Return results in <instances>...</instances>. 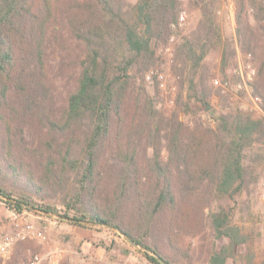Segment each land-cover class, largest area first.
Segmentation results:
<instances>
[{
  "label": "trees",
  "instance_id": "obj_1",
  "mask_svg": "<svg viewBox=\"0 0 264 264\" xmlns=\"http://www.w3.org/2000/svg\"><path fill=\"white\" fill-rule=\"evenodd\" d=\"M238 2L237 40L259 60L252 92L264 109V0H249L255 26L243 15L246 0ZM182 3L0 0V196L8 207L119 230L153 264H174L168 250H180L182 231L208 228L214 238H229L219 251L212 246L211 264H225L246 242L227 213L206 209L221 193L247 186L245 150L264 147V119L221 113L216 129L189 125L178 112L161 111L137 82L174 33ZM203 24L176 56L180 70L193 74L191 95L206 105L207 75H194L216 31ZM230 44L224 68L237 53ZM57 57L73 70L59 107ZM35 122L39 139L30 145L25 130ZM50 190L62 197L59 207L47 201Z\"/></svg>",
  "mask_w": 264,
  "mask_h": 264
},
{
  "label": "rangeland",
  "instance_id": "obj_2",
  "mask_svg": "<svg viewBox=\"0 0 264 264\" xmlns=\"http://www.w3.org/2000/svg\"><path fill=\"white\" fill-rule=\"evenodd\" d=\"M182 1V9L188 12V20L181 30L182 36L171 45V52L166 51L169 41L158 47V60L149 69L137 74V82L146 87L161 111L166 115L178 112L179 118L189 125L200 123L203 127L216 129L221 113L232 118L242 114L250 115L254 119H264V113L254 107L249 94L238 92V95L230 97L212 83L216 77H234V67L238 60L245 56L237 40L235 20L232 21L226 15L229 7L236 19L239 0H205L204 3L209 4L208 9H204L205 4L197 0ZM224 6L226 7L223 12ZM243 15L252 26L256 25L255 9L249 0L245 2ZM203 23L214 28L216 34L207 47L194 79L197 81L201 73L207 75L206 83L211 89L207 102L209 106L207 103L202 105L195 96H192L190 77L193 74H190L188 66L184 73L180 70L184 63L176 56L187 37L201 25L204 26ZM228 41L237 53L230 62L231 65L229 63L224 68V50ZM255 60L257 66L259 60L257 57ZM54 63L57 101L55 106L59 107L64 103L67 91L72 85L73 80L70 76L73 70H70L67 64H62L61 57H57ZM155 67H159L168 76L166 88L159 87L158 83L146 81V73ZM177 75L181 78L179 79ZM252 94L254 95L253 92ZM179 98L184 103L183 108L178 105ZM25 137L30 145L38 142L36 122L26 128ZM245 151L246 160L251 162L247 186L234 193H221L206 210L212 213H227L231 224L239 226L241 233L247 237L246 242L232 250L234 256L229 257L231 264H264V147L256 144L247 147ZM61 200V196L50 190L47 201L59 207ZM16 223H19V226ZM28 224L33 226L36 233L43 231L46 238L42 239L31 233L26 239L17 241L6 254L0 253V264L26 263L35 252L44 255L53 253L58 264H153L144 255V249L119 230L112 231L101 225L76 224L57 214L37 209L17 212L8 207L5 198L0 196V235L13 234L15 230ZM229 244V238H214L208 228H202L193 232L182 231L178 244L180 250L177 252L168 250V253L172 255L174 264H211L209 253L212 246L219 251Z\"/></svg>",
  "mask_w": 264,
  "mask_h": 264
},
{
  "label": "built area",
  "instance_id": "obj_3",
  "mask_svg": "<svg viewBox=\"0 0 264 264\" xmlns=\"http://www.w3.org/2000/svg\"><path fill=\"white\" fill-rule=\"evenodd\" d=\"M228 5L229 2H228ZM225 7H223V12L225 11ZM221 12V11H219ZM227 18L232 21L235 20V16L233 15V11L228 7V13H226ZM188 20V12L186 9H183L178 17V22L173 25L175 31L169 38V45L166 47L167 52H171V45L176 43L177 39L182 36L181 30L185 26ZM235 22V21H234ZM233 76H223L216 77L212 80V83L215 87L219 88L220 91L232 97L233 95H238L239 93H247L251 96L254 107L260 112L264 113V109L262 107V98L259 95L252 94V83L254 82L257 74V66L253 59V55L251 53L245 54V56L238 60L237 65L234 67ZM168 76L164 71H162L159 67L152 68L145 75L146 81L148 83H158L159 87L166 88V78ZM180 79L181 76L177 75ZM173 102L174 100L171 99ZM19 226V223H16ZM31 233H35L38 237L45 239L46 235L43 231L34 232L33 226L31 224L25 225L24 228L17 229L13 234H1L0 235V253L6 254L11 247L20 240H24ZM18 264H58L53 253L48 255H44L41 252H35L31 255L30 259L25 263L21 262Z\"/></svg>",
  "mask_w": 264,
  "mask_h": 264
},
{
  "label": "crops",
  "instance_id": "obj_4",
  "mask_svg": "<svg viewBox=\"0 0 264 264\" xmlns=\"http://www.w3.org/2000/svg\"><path fill=\"white\" fill-rule=\"evenodd\" d=\"M225 264H231L230 261H229V258L227 259Z\"/></svg>",
  "mask_w": 264,
  "mask_h": 264
},
{
  "label": "water",
  "instance_id": "obj_5",
  "mask_svg": "<svg viewBox=\"0 0 264 264\" xmlns=\"http://www.w3.org/2000/svg\"><path fill=\"white\" fill-rule=\"evenodd\" d=\"M207 106H209V104L207 103ZM123 235H125V234H123ZM126 236V235H125ZM135 243V242H134ZM135 244H137V243H135Z\"/></svg>",
  "mask_w": 264,
  "mask_h": 264
}]
</instances>
